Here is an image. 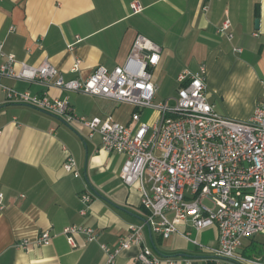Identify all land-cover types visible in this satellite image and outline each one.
Segmentation results:
<instances>
[{
    "label": "crops",
    "instance_id": "1",
    "mask_svg": "<svg viewBox=\"0 0 264 264\" xmlns=\"http://www.w3.org/2000/svg\"><path fill=\"white\" fill-rule=\"evenodd\" d=\"M133 1L142 6L140 12H131ZM225 20L228 30L217 32ZM138 34L160 47L159 62L151 69L155 99L175 96L178 75L201 65L207 99L218 114L246 120L264 98V0H0L2 51L13 54L17 63L37 66L47 59L66 80L86 78L97 66L122 65ZM4 61L0 54V65ZM0 84L38 96L67 97L74 113L87 119L111 116L134 124L135 108L129 103L7 75ZM170 84L177 86L173 94L167 91ZM149 116L156 112L145 109L142 119ZM100 147L98 134L89 137L85 128L68 125L62 117L10 101L0 86V264H103L101 246L117 247L130 225L146 220L149 212L137 186L120 178L125 156ZM70 157L78 176L63 168ZM82 195L89 201H82ZM75 224L90 226L95 239L76 234L75 246L70 245L62 230ZM178 227L181 231L167 239L143 227V244L160 264H228L210 259L192 242L196 238L216 247L215 228L196 231L189 221ZM43 230L52 234L50 244L17 245ZM263 246L264 237L255 235L242 241L238 253L255 258ZM139 249L122 250L113 264H140Z\"/></svg>",
    "mask_w": 264,
    "mask_h": 264
},
{
    "label": "built area",
    "instance_id": "2",
    "mask_svg": "<svg viewBox=\"0 0 264 264\" xmlns=\"http://www.w3.org/2000/svg\"><path fill=\"white\" fill-rule=\"evenodd\" d=\"M130 9L138 13L142 6L133 1ZM229 26L225 20L217 32H226ZM79 40L76 36V42ZM0 54L5 58L0 77L38 80L62 90L129 103L135 108L132 126L111 116L87 119L74 113L67 97L38 96L0 84L8 100L62 117L68 125L85 128L89 137L98 134L102 150L125 156L121 181L137 186L140 203L149 215L142 224L130 225L117 247L101 246L106 256L103 264H113L122 250L133 245L140 248L136 255L140 264H160L159 256L143 244V227L167 239L180 232L179 224L186 221L196 231L217 230L216 247L192 239L210 259L221 258L228 264H264V246L255 258L238 253L245 238L264 237V98L246 120L218 114L207 99L205 68L201 65L196 72L182 71L175 96L156 102L157 86L151 69L159 62L160 47L141 34L134 38L122 65L113 69L97 66L83 79L62 78L47 59L37 66L17 63L13 54L2 51L1 44ZM78 64L76 60L71 69L77 70ZM145 109L156 112V116L143 120ZM63 168L78 176L72 157ZM3 199L0 192V209L4 207ZM82 201L88 202L89 197L82 195ZM62 234L72 246L76 234H84L87 241L95 239L93 229L84 224L66 226ZM51 239L49 230H43L35 239L23 238L17 245L28 249L30 245H48Z\"/></svg>",
    "mask_w": 264,
    "mask_h": 264
},
{
    "label": "rangeland",
    "instance_id": "3",
    "mask_svg": "<svg viewBox=\"0 0 264 264\" xmlns=\"http://www.w3.org/2000/svg\"><path fill=\"white\" fill-rule=\"evenodd\" d=\"M159 84H162L161 81H159ZM176 89H177V86L175 84H170L167 87L168 93H172V94L176 91ZM162 99H163V95L162 94H159L157 96V98L155 99V101H159V100H162ZM148 115H149V113H146V115H144V116H148ZM204 203L207 204V205H210V202L207 201V200H204Z\"/></svg>",
    "mask_w": 264,
    "mask_h": 264
},
{
    "label": "water",
    "instance_id": "4",
    "mask_svg": "<svg viewBox=\"0 0 264 264\" xmlns=\"http://www.w3.org/2000/svg\"><path fill=\"white\" fill-rule=\"evenodd\" d=\"M255 24L257 25V20H256Z\"/></svg>",
    "mask_w": 264,
    "mask_h": 264
}]
</instances>
